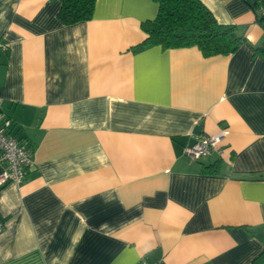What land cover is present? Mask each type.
I'll list each match as a JSON object with an SVG mask.
<instances>
[{
    "label": "crops",
    "instance_id": "0c3cea01",
    "mask_svg": "<svg viewBox=\"0 0 264 264\" xmlns=\"http://www.w3.org/2000/svg\"><path fill=\"white\" fill-rule=\"evenodd\" d=\"M254 1L201 0L246 39L204 57L134 51L153 0H96L92 18L72 25L59 0H0V111L32 153L23 181L0 186V264H264ZM221 130L219 151L185 156Z\"/></svg>",
    "mask_w": 264,
    "mask_h": 264
},
{
    "label": "trees",
    "instance_id": "16d2710c",
    "mask_svg": "<svg viewBox=\"0 0 264 264\" xmlns=\"http://www.w3.org/2000/svg\"><path fill=\"white\" fill-rule=\"evenodd\" d=\"M58 18L72 25L92 18L96 0H59ZM157 13L141 23L146 38L134 47L140 52L159 46L162 49L196 47L204 57L235 53L246 42L236 25L219 24L201 0H153ZM257 22L264 28V0L249 3ZM216 173L218 165L205 168Z\"/></svg>",
    "mask_w": 264,
    "mask_h": 264
},
{
    "label": "built area",
    "instance_id": "2783aa9c",
    "mask_svg": "<svg viewBox=\"0 0 264 264\" xmlns=\"http://www.w3.org/2000/svg\"><path fill=\"white\" fill-rule=\"evenodd\" d=\"M7 51L8 44L0 41V53ZM11 127V120L0 111V161L3 164L0 172V186L8 183L20 184L32 166L30 147L26 142L12 136ZM226 134V130H221L214 135L198 137L191 147L184 149L185 156L192 161H197L219 151ZM2 230L3 224L0 223V233ZM138 264L146 263L141 261Z\"/></svg>",
    "mask_w": 264,
    "mask_h": 264
}]
</instances>
